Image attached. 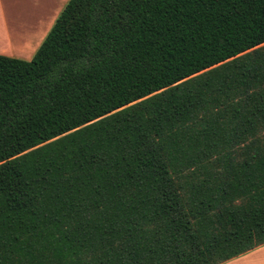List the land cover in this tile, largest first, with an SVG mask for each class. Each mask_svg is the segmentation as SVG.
I'll list each match as a JSON object with an SVG mask.
<instances>
[{
  "label": "trees",
  "instance_id": "trees-1",
  "mask_svg": "<svg viewBox=\"0 0 264 264\" xmlns=\"http://www.w3.org/2000/svg\"><path fill=\"white\" fill-rule=\"evenodd\" d=\"M264 243V0H67L0 53V264H218Z\"/></svg>",
  "mask_w": 264,
  "mask_h": 264
},
{
  "label": "crops",
  "instance_id": "crops-1",
  "mask_svg": "<svg viewBox=\"0 0 264 264\" xmlns=\"http://www.w3.org/2000/svg\"><path fill=\"white\" fill-rule=\"evenodd\" d=\"M67 0H0V53L29 59ZM218 264H264V243Z\"/></svg>",
  "mask_w": 264,
  "mask_h": 264
}]
</instances>
